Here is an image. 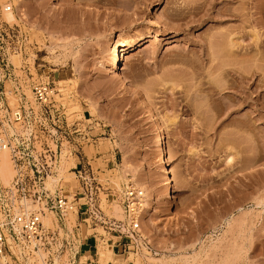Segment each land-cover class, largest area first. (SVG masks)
I'll return each mask as SVG.
<instances>
[{
	"label": "rangeland",
	"instance_id": "1",
	"mask_svg": "<svg viewBox=\"0 0 264 264\" xmlns=\"http://www.w3.org/2000/svg\"><path fill=\"white\" fill-rule=\"evenodd\" d=\"M3 1L15 13L17 0ZM21 2L11 23L0 6V143L24 152L19 187L9 151L10 181L0 177V221L7 210L14 217L3 230L4 264H264V169L244 171L264 162V0ZM137 36L146 42L120 60L121 83L106 66L110 43ZM222 62L227 96L212 91ZM207 73H217L213 89ZM40 83L53 89L47 107L34 97ZM19 108L24 125L13 121ZM149 112L165 137L176 204L163 195ZM127 185L143 190L135 229L121 196ZM37 188L69 207L40 202L52 214L45 226L38 215L41 253L11 233L22 189ZM113 221L119 228L108 231Z\"/></svg>",
	"mask_w": 264,
	"mask_h": 264
},
{
	"label": "bare ground",
	"instance_id": "2",
	"mask_svg": "<svg viewBox=\"0 0 264 264\" xmlns=\"http://www.w3.org/2000/svg\"><path fill=\"white\" fill-rule=\"evenodd\" d=\"M0 1H2V2H4L3 0H0ZM21 1H24V0H17V2L13 5L14 6V8L17 10H19V11H21L22 13L24 12V7H23V5H22V2ZM76 2L78 3V4H82L83 2H82V0H76ZM4 3H3V7L1 6V3H0V6L2 7V14H3V17H4V19L7 21V22H9V23H11V22H13V21H15V13L17 12L15 9V13L13 12V11H10V10H5L4 9ZM1 9V8H0ZM13 9V8H12ZM148 10V9H147ZM150 19H151V23H153V25H155V26H160L161 25V16H160V14L157 12V11H155L153 14H151V16H150ZM191 19V21H192V17L190 18ZM189 19V20H190ZM193 21H195L194 19H193ZM143 42H146V39L144 38V37H140V36H137V37H134V38H129V37H125V38H122V39H119V38H117V37H113L112 38V41H111V43H110V46H109V51L111 52V54L109 55V57H108V60H107V64H106V66H107V68H109L114 74H116L117 75V77H118V79H119V81H121V83H124V81H125V79H124V77H122V75H121V72H120V68H119V66H120V60H123L125 57H126V55L130 52V51H133L134 49H136L137 47H139ZM211 57H212V59H215V58H213L214 56L213 55H211ZM211 59V60H212ZM224 63V64H223ZM218 65H221V66H219V67H221V74L219 73V71H218V69H217V73H219V74H217L218 76H219V78H218V81H216L215 82V78H217V76H216V74H214L215 76H213V74H211V75H208V74H210V73H207V75L210 77V78H213V79H210L209 77V79L206 81V84L208 83V84H211L212 82L215 84H213V86L215 87V89H213L214 87L212 86V85H210V86H212L213 88H211V87H209V85L207 84L206 86H208V88L210 89H213L212 91H217V92H219L220 94H221V91H223L224 92V94L227 96V92H226V90H228V89H230L228 86H226V85H228L230 82H228L229 80L228 79H226V78H224V79H226V80H228V81H225V80H222V78L224 77V74H223V77H222V69H224L223 67L224 66H226L227 65V63L225 64V62H222V64L221 63H219ZM228 66V65H227ZM218 67V68H219ZM220 69V68H219ZM231 70V69H230ZM234 70V69H233ZM232 70V71H233ZM236 71H238L237 69H235ZM234 70V71H235ZM225 71V70H224ZM223 71V73H225ZM233 71V73H236L239 77H240V80L241 79H243V80H245V78L247 77L246 75V77L245 78H243L242 77V75H243V71H242V73H240V74H242V75H240L239 74V72L241 71V70H239V72L237 73V72H234ZM227 72H228V70H227ZM230 72V71H229ZM226 74V73H225ZM228 74V73H227ZM230 74V73H229ZM206 75V76H207ZM251 75V74H250ZM226 76H228V75H226ZM225 76V77H226ZM231 76V75H230ZM222 77V78H221ZM237 77V76H236ZM252 77V76H251ZM250 77V78H251ZM221 78V79H220ZM221 80V82H219L220 80ZM239 79V78H238ZM211 80V81H210ZM214 80V81H213ZM217 80V79H216ZM209 81V82H208ZM211 82V83H210ZM220 83V84H218V83ZM226 83V85H225V83ZM228 82V83H227ZM242 82V81H241ZM223 83V84H222ZM201 84V83H200ZM200 84H198V87L200 86ZM231 84V83H230ZM202 85H203V83H202ZM238 85H239V83H238ZM237 85V86H238ZM231 86H232V84H231ZM230 86V87H231ZM239 86H242V85H239ZM238 86V87H239ZM203 88V87H202ZM201 88V86H200V88H199V90L202 92V91H204L205 89H208V88H205V89H202ZM241 89V88H240ZM199 90H197L196 89V91H199ZM199 91V92H200ZM208 91V90H207ZM207 91L206 92H204L203 94H201L205 99L208 97V95L206 94L207 93ZM210 91V90H209ZM211 91V92H212ZM9 93H10V91H8ZM219 93H217V94H219ZM227 93V94H226ZM199 94V93H198ZM209 95H212V94H214V93H212V94H210V92L208 93ZM201 95H198V97L199 96H201ZM206 95V96H205ZM223 96V94L221 95L222 97H226V96ZM201 96V97H202ZM213 96V95H212ZM201 97H199V98H201ZM229 97V96H228ZM209 99H210V97H208ZM207 98V101H209V99ZM201 99H203V98H201ZM205 99H203V101H206ZM213 98H211L210 100H212ZM215 100H216V98H215ZM212 101H214V100H212ZM144 103H146L145 102V100L143 101ZM215 102H217V101H215ZM216 104V103H215ZM214 104V105H215ZM213 105V106H214ZM219 105V104H218ZM218 105H217V108H218ZM225 107L227 108V106L225 105ZM216 108V110H218ZM223 109V111H224V108H222ZM155 116H154V114L152 113V112H149V114H148V121H150L151 123H153V125H154V127H153V130H154V133H155V139H154V146H155V149L156 150H158L159 151V157H158V161H159V163H160V165H161V168H162V173H163V185H164V187H163V195H164V197H166L167 199H173V203L174 204H176V200L174 199V196L171 194V178H170V175H169V171L167 170V168L165 167V161H166V159H167V150H166V147H165V144H164V139H165V137H164V134L162 133V128H161V126H160V124H158V123H156L155 122ZM241 122V121H240ZM242 122H244V120L242 121ZM229 159H230V157H228ZM228 159V160H229ZM61 164H63V163H60V165H59V168H58V170H57V173H58V171H59V173H58V176H59V174H60V171L62 172V170H63V167H64V165H61ZM260 169H264V162H257L256 164H254V165H252V166H250V167H248V168H245L244 169V171L246 172V173H249V172H251V171H254V170H260ZM12 165H11V161H10V158H9V154H8V150H7V148L5 147V146H2V144L0 145V177H1V179H2V183L4 182L5 184H7V182L8 181H10L9 179H10V177H11V175H12ZM50 178V179H52V180H50V181H54V180H56V179H58V178H56V177H53V178H51V176H47L46 177V179L47 178ZM49 178L47 179V181L49 180ZM45 179V180H46ZM48 183H50V182H48ZM46 184H47V182H46ZM138 187H140V188H142L144 191H145V194H147V189H146V186L142 183V182H138V183H135ZM51 185H52V183H51ZM48 187V186H47ZM131 188V187H130ZM131 189H134V188H131ZM135 190V189H134ZM137 190V189H136ZM135 190V191H136ZM143 190H140V189H138L137 191H136V193H140V195L138 196V198L139 199H142L143 198ZM144 200H145V198H144ZM22 202H23V204L25 205V207L26 208H28V209H34L35 208V211L38 213V214H40L39 216L41 217V220L40 221H42V224L44 225H48L52 220H51V213L50 212H45V213H42L41 211H40V206H39V204L38 203H33V202H31V201H29V200H27V199H22ZM113 205V204H112ZM118 205L117 206H113V209H116L115 210V213H116V211L118 210ZM42 209V208H41ZM112 209V212H114V210ZM43 210V209H42ZM45 210H43V212H44ZM119 211V210H118ZM51 214V215H50ZM40 219V218H39ZM44 225V226H45ZM14 227H15V229H17V230H19V224L17 225V224H15L14 225ZM5 235H7V237H8V234H6L5 233ZM4 235V236H5ZM41 251V249L39 248L35 253H41L40 252ZM101 256H102V253H101ZM41 258V257H40ZM41 260V259H40ZM4 262H5V258H4V256L2 255L1 257H0V264H4ZM44 262H43V260H41V262L39 261V263L38 264H43Z\"/></svg>",
	"mask_w": 264,
	"mask_h": 264
},
{
	"label": "built area",
	"instance_id": "3",
	"mask_svg": "<svg viewBox=\"0 0 264 264\" xmlns=\"http://www.w3.org/2000/svg\"><path fill=\"white\" fill-rule=\"evenodd\" d=\"M4 4H5L4 9L11 11V7H12L11 2H7ZM52 93H53V89H51L45 83L37 84L34 87L35 100L42 106H46V107L48 106V104L51 102ZM12 117H13V121L20 123V125H24L26 115L25 113H23L21 108L14 110L12 113ZM1 144L2 146H5L12 155V162L17 171L15 181H14V185L17 188L22 182L21 175L19 174V167H20L21 158H22L21 155H23L24 152L19 147V145H16V144L11 145L8 142H5V143L2 142L0 143V145ZM22 190H23V192L21 193L23 195L22 199H28L29 201L33 203H38V204H40V202H44L47 205H51V207L56 209L58 212H63L64 210L69 208L67 207V200L65 199V197H62L60 194H55L53 198H50L48 197V195L45 196V193L43 189L41 188H37L36 191L32 192V195H29L30 193L28 191L24 189ZM139 195H140L139 192L136 193V191L134 189H131L128 185L123 189L122 195H121L123 199V205L127 213V217L131 220V225L134 229L136 227L135 225L136 218L134 217V214L136 213V211H139L142 207V204L140 203L141 201L138 198ZM82 198L85 199V202L88 205L93 206L94 200L91 195L87 196L85 194V196ZM7 212L8 210L4 212V215H6V217L4 216V219L0 221V257L2 255L4 256V252H5L3 230L5 229V226L11 225L14 219V217L8 216ZM17 214H18L17 215L18 217L17 225L19 224V230L17 229L14 230L15 224H12L13 226L12 227L13 229L11 232L12 237L18 240L19 242H21L25 246H29V247L33 246V247H37L38 249L40 248L42 250L44 248V244H43L44 234L41 232V229H40L41 223L39 221V216H38L39 214L37 212H29V210L25 207V205L23 208L17 211ZM105 227L108 231H114V230H118L119 225L113 221L109 223L108 226H105ZM134 229H131L132 231L130 234L131 236L130 239L133 240L132 241L133 243L131 244L132 245L134 244L136 248H138V247H141V243L143 244V242L141 241V239L135 238V236L137 237V235ZM138 240H140V242H138ZM122 247H124V249L125 247L130 248V246L121 245L119 249H121Z\"/></svg>",
	"mask_w": 264,
	"mask_h": 264
}]
</instances>
